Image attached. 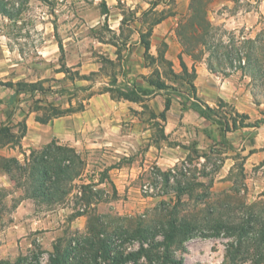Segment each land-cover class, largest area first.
<instances>
[{
  "label": "rangeland",
  "instance_id": "rangeland-1",
  "mask_svg": "<svg viewBox=\"0 0 264 264\" xmlns=\"http://www.w3.org/2000/svg\"><path fill=\"white\" fill-rule=\"evenodd\" d=\"M127 1L130 0L125 3L118 0L115 5L117 13L124 15L122 38L141 19L150 23L162 13H172L179 16L180 24L191 14V0H140L135 9H132L133 5H127ZM210 1L207 16L218 30V41L222 43V48H218L220 43L213 40L215 47L211 51L219 49L227 57L223 55V63L217 65L213 58L201 54L196 63H206L221 77L234 75L237 83L246 80L245 84L255 100L264 104V14L261 12L264 0H230L234 2L230 7L226 5L227 0ZM107 11L105 1L101 0H0V81L30 83L47 76L49 71L53 72V64L41 60L38 54L49 36L66 44L71 54L90 52L97 45L94 39L117 44V37L109 32V25L99 19L100 14ZM117 39L122 44L120 37ZM177 39L180 41L178 35ZM92 54L97 56V51H92ZM104 59L99 56L102 64ZM258 63L263 66L259 68ZM159 64L166 73V66H162L161 62ZM105 66L107 70L101 71L94 79L111 80L106 74L111 68ZM49 76L39 82L44 89L50 90L47 93L23 95V92L0 87V98L6 101L0 106V114L4 115L14 108L36 110L49 102L64 105L75 92L70 90L69 85ZM69 76L73 77V74ZM174 83L177 89L190 90L187 81L186 84ZM40 100H43L42 105ZM221 110L227 112L228 108ZM18 131L12 132L18 135ZM10 143L7 151L0 152V264H51V255L55 251H70L73 255L78 243L82 251L86 249L84 256L91 255L90 259H82V263L105 264L103 258L95 260L92 257L93 252L86 244L85 238L90 237L89 228L102 231V239L111 238L114 248L124 252L144 249L138 257L123 264H264V191L249 188V175L240 166L230 176L233 184L224 182L218 186H215V179L211 176L217 163L212 165L208 162L205 167L193 161L189 162V167L181 163L172 169L174 172L152 169L136 185L153 187L154 193L143 192L142 195L155 201L139 206L136 197L119 195L105 169L113 163L123 167L128 161H117L105 151L85 150L75 161L73 176L68 175L65 182L56 187L50 182L44 186L43 189L50 190L52 194L55 188L67 193L62 202L50 204L43 202L45 198L32 197L35 192H45L40 187L42 179L39 174L44 165L35 171V161L45 157L48 150L58 153V146L61 145L53 142L33 148L28 157H21L15 140ZM214 151L221 153V148L216 147ZM13 158H17L19 164L14 163ZM211 158V162H215L218 157ZM53 168L51 178L56 174ZM8 171L10 174L6 176ZM260 176L264 177V173ZM101 183L105 187H98ZM81 187L87 196L88 191L96 196L89 197L93 205L88 208L81 200ZM181 190L184 192L177 199ZM29 199L34 202V206H30L32 212L29 217L41 220V224L31 221L29 224H18L17 209ZM111 202L118 207L116 211L114 207L110 209ZM81 213L87 217L88 224H72ZM170 217L190 223L194 235L178 236L168 245L162 232ZM220 224L223 228H218ZM229 227L232 229H227ZM138 228L148 231V235L145 238L135 236ZM68 260L69 264H80L79 260L71 261L70 256Z\"/></svg>",
  "mask_w": 264,
  "mask_h": 264
},
{
  "label": "crops",
  "instance_id": "crops-1",
  "mask_svg": "<svg viewBox=\"0 0 264 264\" xmlns=\"http://www.w3.org/2000/svg\"><path fill=\"white\" fill-rule=\"evenodd\" d=\"M101 1H105L108 11L100 14L99 19L109 25V32L117 38L120 37L122 44H119L117 38V44L94 39L97 45L90 52L71 54L66 44H61L55 37L52 39L49 36L38 54L41 60L53 64L55 70L30 83H39L50 75L52 79L69 85L70 90L75 92L64 105L56 104L57 106L66 109L72 105L77 108L79 104L84 103L86 108L84 111L56 118L49 124L37 121V116L41 114L35 109L14 108L2 114L3 116L0 114V123H6V120L7 123L12 120L14 124L26 122L27 134L21 142L22 147H17L21 151L19 156L28 157L33 148L53 142L73 149L77 154L85 150L111 153L117 161L125 159L128 164L121 167L113 163L105 167L107 175L117 187L119 195L136 197L139 206L154 200L142 195L143 186L136 185L146 174H150L155 168L162 172L169 171L181 163L189 167L191 161L204 167L208 162L212 165L217 163L215 171L211 174L215 179V186L224 182L233 184L230 176L240 166L242 171L249 175V188L264 191V177L260 176L264 173V104L255 100L245 84L246 80L237 83L234 75L221 77L209 71L206 63H196L185 54L176 35L178 15L169 16L153 26L149 38L150 49L147 52L142 38L148 32L149 23L142 22L141 19V22L134 23L128 35L122 38L124 15L117 13L115 8L118 0ZM121 1L125 3L126 0ZM127 3L135 9L140 0H130ZM226 3L229 7L234 4L230 0ZM261 12L264 14V1L261 4ZM92 51H97V56L93 55ZM99 56L117 65V86L133 87L143 76L150 77L158 72L161 80L173 86L176 92L158 91L145 103L115 100L110 93L102 92L110 79L90 78L93 74L101 73L103 64ZM159 62L166 66L167 72L171 69L178 76H185L183 66H186L188 74H192L195 69L192 85L197 98L211 107H215L220 99L225 101L237 113L248 115L251 127L239 128L224 135L216 124L202 120L199 113L190 106L194 99L189 91L177 89L174 83L186 84V81H170ZM156 64L159 65L156 67ZM71 73L74 78L69 76ZM168 96L172 99V105L167 112L166 121H163L158 116L164 112ZM0 99L3 100L0 106L5 105L6 101ZM41 101L42 105L43 100ZM145 105L149 107L148 110L144 108ZM152 112L157 117H152ZM159 129L163 130L166 140H156ZM216 147L221 148V153L214 151ZM7 149L8 147L0 149V152ZM211 157L218 158L211 162ZM98 187L103 188L105 185L101 183ZM98 187L95 186L94 189ZM33 204L29 199L18 207V224H29V221L34 224L42 223L41 220L29 217L32 212L30 206H34ZM114 205V202L109 203L110 209H113ZM116 208L118 207L115 206L114 210ZM72 224H88L87 217H77Z\"/></svg>",
  "mask_w": 264,
  "mask_h": 264
},
{
  "label": "trees",
  "instance_id": "trees-1",
  "mask_svg": "<svg viewBox=\"0 0 264 264\" xmlns=\"http://www.w3.org/2000/svg\"><path fill=\"white\" fill-rule=\"evenodd\" d=\"M175 0H171V2H174ZM211 3L210 0H191L190 4V11L191 14L188 18L181 20L178 29H177V35L180 39V43L183 47V51L185 54L190 56L191 58H194V61L197 62V57L201 54H207L209 59L213 58V60L217 63V65H221L224 61L223 55L226 56V53L222 54L221 51L214 50L211 51L213 45V40L218 41V30H215V28L212 26L211 22L209 21V16H207V10L208 5ZM175 14H166L162 13L160 17H158L155 20H152L149 23L148 26V32L143 35L142 43L145 45L146 51L148 52L150 49V41L149 38L152 35V29L153 26L161 23L163 20H165L167 17L172 16ZM201 16V17H200ZM204 16V18H203ZM220 44H218V48H222V43L220 40L218 41ZM264 43V39H263ZM62 47V46H61ZM215 47V46H214ZM263 48V46H262ZM263 50V49H261ZM227 57V56H226ZM105 64L111 68L110 73H106L110 78V82L108 86H106L102 92L110 93L112 98L115 100H127L130 102H142L145 103V101L152 95H154L158 91H165V92H176L175 88L173 86L167 85L164 81L161 80L160 74L158 72H155L150 77L143 76L140 78L141 80H137L133 87L130 88H122L120 86H117L118 82V72L116 71V64L109 60L104 59L103 66L101 68V71L107 70L105 67ZM257 66H263L262 64ZM184 67L185 76H178L176 75L173 70H169L166 74L167 77L171 81H187L188 87L190 88L189 93L191 94V97L194 99V101L191 102L190 106L195 109L202 120H205L207 122H210L212 124H216L221 132L225 135L228 132H231L233 130H237L239 128H245V127H251V124L248 122L250 117L248 115H242L235 111V109L228 103H226L223 100H218L216 107H211L206 103H203L199 98L196 96V91L194 86L192 85V79L194 77L195 69H193L192 74H188V70L186 66ZM209 71L216 74L214 69L208 68ZM243 69V68H242ZM249 70L251 67L248 68ZM98 74H93L90 78H94ZM190 75V76H189ZM227 76V75H224ZM74 78V77H73ZM145 83V84H144ZM147 85V86H145ZM0 86L8 88L10 90H16L17 93H30L34 94L37 92L47 93L50 92L49 89H44L42 84L39 83H14V82H4L0 81ZM67 88V86H66ZM3 103V100L0 99V104ZM39 103H42L40 100ZM172 105V99L168 96L165 100V109L164 112L161 113L158 117L166 121L167 119V112L170 110ZM43 107V108H41ZM40 108L36 109V112L42 111L43 114L37 116V121L41 124H49L54 119L67 116L76 112L84 111L86 108V104L81 103L78 105L77 108H74L72 105H70L69 108H62L61 106H57L55 103H47ZM145 109H149L147 105L144 107ZM224 108H228L227 112H224ZM152 117H157L153 112L151 113ZM159 125V124H157ZM19 129L17 133L18 135L14 134L12 131ZM27 134V125L26 122H19L17 124H14L12 120L8 123H2L0 124V149H3L5 147H8L11 145L10 141L15 140V145L17 147L21 148V142L24 139V137ZM158 135H156V140H166V136L163 132V130L159 129ZM58 153L56 151L48 150L45 153V157H42V159L35 161V171L38 170L41 165H44V168L39 171V174L41 176V186L42 189L44 186H46L47 182H50V184L53 187H56V185H59L60 183L63 184L65 182V178L69 176L74 175V165L76 164L75 161L79 159L80 155L75 152V150L70 149L65 146H58ZM71 154H73L71 156ZM1 157V156H0ZM73 159V163H72ZM6 161V160H5ZM13 162L19 164V161L17 158H13ZM69 163L68 166L66 163ZM56 166V167H54ZM55 168V177H50L51 168ZM53 168V169H54ZM6 174H10V171H8ZM81 178V175H79ZM90 187V186H88ZM95 186H92L94 188ZM80 195L81 200L85 204V208H88L93 205L89 197H94L95 195L88 191V196L86 194V191L83 187L80 188ZM45 191V189H43ZM53 194L50 192V190L47 192L45 191L43 194H39L38 192H35L33 194V198H45V201L50 204H57L59 202H62V198L67 195L63 190L60 191L59 188H55L53 190ZM184 190H181L177 196V199H180V196ZM61 194V198H58ZM96 197V196H95ZM83 214H78V216H82ZM226 227V226H225ZM218 228H223V225L220 224ZM232 229V228H227ZM90 231V237L85 238L86 244L88 247H90L91 251L93 252V258L97 260L98 258H103L105 261V264H123L125 262H128L129 260H133L134 258L138 257L142 252H144V249H141L137 252H124L123 250H120L119 248H114V244L111 240V238L102 239L100 236L104 235L102 231H95L92 228H89ZM194 228L191 226L190 223L187 222H179L177 219H174L173 217H170L168 224H166L165 230L162 232L164 237V242H166L168 245L173 243L178 236L184 235V236H193ZM148 235V231L140 230L139 228L135 231V236H139L140 238H145V236ZM163 242V243H164ZM162 243V244H163ZM81 250L80 243L77 244V247L74 248L73 255H71L70 251H66L64 253H61L60 251H55V254L51 255V264H69V256L71 258V261H80V264L82 263V259L85 261L87 259L91 258V255L84 256V250ZM70 254V255H69ZM96 264H102L101 262H98Z\"/></svg>",
  "mask_w": 264,
  "mask_h": 264
},
{
  "label": "built area",
  "instance_id": "built-area-1",
  "mask_svg": "<svg viewBox=\"0 0 264 264\" xmlns=\"http://www.w3.org/2000/svg\"><path fill=\"white\" fill-rule=\"evenodd\" d=\"M173 171V170H172ZM174 172V171H173ZM154 188L149 186V185H145L143 187V192L146 193V194H151V193H154Z\"/></svg>",
  "mask_w": 264,
  "mask_h": 264
}]
</instances>
